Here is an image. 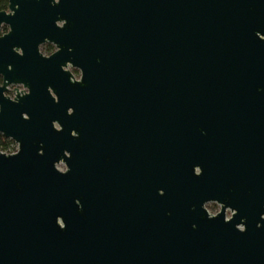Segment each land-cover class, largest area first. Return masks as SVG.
<instances>
[{"label": "water", "instance_id": "water-1", "mask_svg": "<svg viewBox=\"0 0 264 264\" xmlns=\"http://www.w3.org/2000/svg\"><path fill=\"white\" fill-rule=\"evenodd\" d=\"M7 1L0 264H264V0Z\"/></svg>", "mask_w": 264, "mask_h": 264}, {"label": "flooded vegetation", "instance_id": "flooded-vegetation-1", "mask_svg": "<svg viewBox=\"0 0 264 264\" xmlns=\"http://www.w3.org/2000/svg\"><path fill=\"white\" fill-rule=\"evenodd\" d=\"M0 5H2L1 7H3L2 10L0 11H8V1L7 0H0ZM61 24H58V26H60ZM1 29L4 30V33L1 32ZM0 29V36L5 34L7 32V27H2ZM57 47L55 44L53 43H50L49 41H44L42 43H39L38 46H37V51H38V54L42 57V58H49L51 55H53L56 51H57ZM63 71L65 72H68L70 74V81L72 83L74 82H80L81 81V77H82V73H81V70L76 68V67H73L71 66L69 63L64 66L62 68ZM3 80H2V77L0 76V86L2 84ZM51 94V96L56 99V97L54 96L53 93H51V90L49 89L48 90ZM29 94V89L23 87L22 85H9L7 86V90L5 92V95L7 97H9L10 99H14L15 97L17 96H24V95H27ZM9 140V139H8ZM11 141V148H12V151L14 152H10L9 154H14L16 151H17V144L16 142ZM60 165H63L64 166V169L62 172H64L66 170V167H65V164L60 162L58 165H57V168L60 166ZM209 204H215V205H218L219 206V211L215 214H212L209 212L208 208H207V205ZM214 206H212L213 208ZM204 208L206 209V211L208 212V214L210 216H215L216 214H218L220 211H221V208H222V204L216 202V201H209L207 203H205L204 205ZM232 216V211L229 209V208H226L225 210V217L226 219H229L231 218Z\"/></svg>", "mask_w": 264, "mask_h": 264}, {"label": "trees", "instance_id": "trees-1", "mask_svg": "<svg viewBox=\"0 0 264 264\" xmlns=\"http://www.w3.org/2000/svg\"><path fill=\"white\" fill-rule=\"evenodd\" d=\"M2 5H0V10L3 9V7H1ZM11 141L8 139H5L4 137H2L0 135V152L3 153H10L12 152V148H11Z\"/></svg>", "mask_w": 264, "mask_h": 264}, {"label": "rangeland", "instance_id": "rangeland-1", "mask_svg": "<svg viewBox=\"0 0 264 264\" xmlns=\"http://www.w3.org/2000/svg\"><path fill=\"white\" fill-rule=\"evenodd\" d=\"M1 32L4 33V30L1 29ZM4 154H9V153H4ZM212 206H214V207L212 208ZM207 208H208L209 212L212 214H215L219 211V206L215 205V204H209V205H207Z\"/></svg>", "mask_w": 264, "mask_h": 264}, {"label": "built area", "instance_id": "built-area-1", "mask_svg": "<svg viewBox=\"0 0 264 264\" xmlns=\"http://www.w3.org/2000/svg\"><path fill=\"white\" fill-rule=\"evenodd\" d=\"M12 152H14V151H12ZM12 152H11V153H12Z\"/></svg>", "mask_w": 264, "mask_h": 264}]
</instances>
